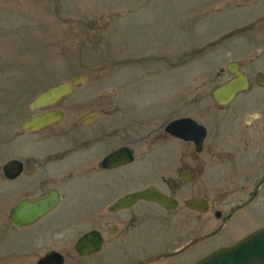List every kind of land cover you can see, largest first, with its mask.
Returning <instances> with one entry per match:
<instances>
[{
    "label": "rangeland",
    "instance_id": "rangeland-1",
    "mask_svg": "<svg viewBox=\"0 0 264 264\" xmlns=\"http://www.w3.org/2000/svg\"><path fill=\"white\" fill-rule=\"evenodd\" d=\"M230 60L250 66L248 93L236 100L256 112L264 105V80L256 81L258 71L264 75V0H0V264H35L51 247L71 245L76 225L90 226L95 190L74 172L83 156L71 128L81 114L98 113L97 130L109 122L113 131H138L155 155V137L171 119L203 121L200 111L214 106L211 91L229 78ZM77 76L83 81L53 106L64 119L23 133L26 119L42 111L30 108L32 100ZM112 141V148L120 143ZM11 158L35 170L6 180L2 165ZM52 187L61 205L15 228L12 205ZM26 237L34 238L32 253L15 258L14 243Z\"/></svg>",
    "mask_w": 264,
    "mask_h": 264
},
{
    "label": "flooded vegetation",
    "instance_id": "flooded-vegetation-1",
    "mask_svg": "<svg viewBox=\"0 0 264 264\" xmlns=\"http://www.w3.org/2000/svg\"><path fill=\"white\" fill-rule=\"evenodd\" d=\"M229 62L242 71L250 86V66L246 70L241 62ZM225 69L230 73L227 82L235 76ZM259 72L256 81L262 82L264 75ZM246 92L233 98L231 103L237 105L234 108L229 107L231 103L219 105L212 98L214 106L205 105L200 111L201 122L183 116L203 127L200 150L192 140L166 129L182 117L160 128L155 137L160 145L157 154L149 155L145 137L138 131H134L135 137L129 134V128L113 131L109 122L97 130L94 123L98 113L81 114L71 128L78 153L83 156L75 159L74 172L95 190L89 205L90 226L81 230L82 226L76 225L71 245L64 249L54 246L44 254L59 253L62 264H228L217 252L234 247V264H254L257 257L264 258V105L256 112L242 108L236 97ZM54 105L42 107L35 114L60 109ZM258 105L262 106L261 102ZM57 123L23 133H37ZM112 137L120 140L113 148ZM119 150L127 152L126 162L105 165V158ZM11 159L21 162V171L9 181L35 170L18 158ZM145 190L156 196H136ZM60 196L54 210L62 203L61 192ZM87 233V246L81 249L89 251L80 252L79 241ZM32 239L26 237L14 243L15 258L24 259L32 253ZM214 256L218 257L216 261Z\"/></svg>",
    "mask_w": 264,
    "mask_h": 264
},
{
    "label": "water",
    "instance_id": "water-1",
    "mask_svg": "<svg viewBox=\"0 0 264 264\" xmlns=\"http://www.w3.org/2000/svg\"><path fill=\"white\" fill-rule=\"evenodd\" d=\"M227 68L233 72L235 77L225 84H222L212 91L214 100L220 104H227L239 91L245 90L248 87V82L245 75L237 69L235 64H228ZM82 77L78 76L73 78L70 82L64 81L55 86L48 88L47 90L38 94L31 103V108L37 109L43 106L51 105L61 99L63 96L72 92L74 86L79 85L82 82ZM64 115L60 109L45 112L42 114L34 115L30 117L23 125L25 131L33 132L45 126H48L54 122L61 121ZM174 135L193 140L197 146V150L201 148V142L204 137L203 127L197 124L190 118H182L172 121L166 128ZM127 156V152L119 150L117 153L107 156L104 160V164L108 166H114L122 162H126L124 159ZM2 171L7 179H13L18 176L21 171V162L18 160H9L2 166ZM143 198L155 197L156 195L150 191H142L138 195ZM124 199L119 200L116 205L120 206L124 202ZM60 203V194L55 189H51L45 196L36 199L23 198L19 200L9 211V218L16 227L30 226L40 220L47 213L55 209ZM90 233L84 235L79 241L78 248L80 252H87L89 249L83 251L81 247L87 246L85 242L89 239ZM234 251V247L221 250L219 255L220 259L226 258L228 264H234L231 257ZM215 260L218 258L214 256ZM253 260H251L252 262ZM36 264H62V257L55 251H50L41 257ZM216 264V263H212ZM254 264H264V258L257 257Z\"/></svg>",
    "mask_w": 264,
    "mask_h": 264
}]
</instances>
